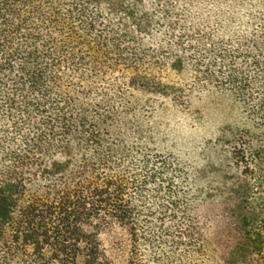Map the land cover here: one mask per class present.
I'll return each mask as SVG.
<instances>
[{
	"label": "trees",
	"instance_id": "1",
	"mask_svg": "<svg viewBox=\"0 0 264 264\" xmlns=\"http://www.w3.org/2000/svg\"><path fill=\"white\" fill-rule=\"evenodd\" d=\"M193 1L0 0V264H264V36L194 60L159 39ZM212 86L249 119L216 178L156 149L148 104Z\"/></svg>",
	"mask_w": 264,
	"mask_h": 264
},
{
	"label": "rangeland",
	"instance_id": "2",
	"mask_svg": "<svg viewBox=\"0 0 264 264\" xmlns=\"http://www.w3.org/2000/svg\"><path fill=\"white\" fill-rule=\"evenodd\" d=\"M175 6L174 19L179 20V28L172 37L170 23L166 21L159 39L172 41V47L175 44L176 48L178 38L185 35V53L194 60L207 61L213 43L227 49L239 39L264 36V0H194L191 4L181 2ZM160 73L175 87L183 84L185 93L194 89L193 72L178 74L164 69ZM196 93L197 97H192L189 103H175L165 96L148 103L156 107L151 120L154 145L157 150L186 162L191 171L210 167L212 177L216 178L222 158L209 147L220 138L224 126L249 119L243 113L239 97L227 87H203ZM105 240L109 241L110 237L106 236Z\"/></svg>",
	"mask_w": 264,
	"mask_h": 264
}]
</instances>
